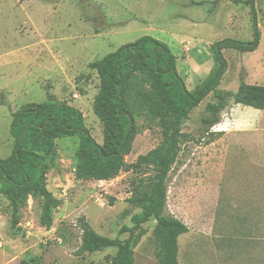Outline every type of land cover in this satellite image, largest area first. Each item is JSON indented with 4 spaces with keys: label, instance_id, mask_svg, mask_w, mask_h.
Returning a JSON list of instances; mask_svg holds the SVG:
<instances>
[{
    "label": "rangeland",
    "instance_id": "rangeland-1",
    "mask_svg": "<svg viewBox=\"0 0 264 264\" xmlns=\"http://www.w3.org/2000/svg\"><path fill=\"white\" fill-rule=\"evenodd\" d=\"M255 9L259 45L252 52L221 50L227 68L218 91L235 92L242 82L264 85V0H255ZM150 27L161 31L154 35ZM144 35L168 45L194 91L218 65L211 45L252 39L253 21L249 6L234 0H0V158L15 146L12 114L51 96L79 109L102 144L103 125L93 110L100 82L91 64ZM142 91L140 75H134L128 101ZM213 101L210 91L182 121L179 153L166 179L167 212L189 229L178 238V264H264V109L231 99L207 128L202 118L210 116L205 106ZM134 120L132 149L124 157L130 166L108 180L76 179L78 136L55 139L46 187L61 204L52 211L50 228L40 224L42 198L31 195L19 228H12L11 208L0 195V264H109L106 257L116 248L80 252L79 218L115 238L141 210L131 199L147 190L153 172L137 160L160 145L164 127L140 108ZM155 224L151 218L142 225L134 264H162Z\"/></svg>",
    "mask_w": 264,
    "mask_h": 264
},
{
    "label": "trees",
    "instance_id": "trees-1",
    "mask_svg": "<svg viewBox=\"0 0 264 264\" xmlns=\"http://www.w3.org/2000/svg\"><path fill=\"white\" fill-rule=\"evenodd\" d=\"M234 1L249 6L253 38H225L212 44L218 65L194 91L187 89V74L178 72L176 58L168 45L150 35L125 43L91 64L100 82L93 110L103 125L102 144L89 133L79 109L52 96L42 103H26L12 114L9 132L15 146L10 156L0 158V195L11 208L12 228H19L20 212L26 206L29 195L42 198L40 224L46 228L52 224V211L61 204V200L46 187V174L47 159L54 152L56 138L70 134L78 136L80 160L75 169L76 179L108 180L122 170H128L130 165L124 157L132 149L134 112L140 108L159 117L164 127L160 145L140 155L137 160L138 164L153 172L147 190L131 199L141 210L131 216L132 225H123L115 238L98 234L84 217L79 218L82 232L79 250L95 252L116 248L113 256L106 257L109 264H134V249L145 233L142 225L154 218V233L162 242V264H178V238L189 229L184 222L167 212L166 179L179 153L182 121L210 91H213L215 101L205 106V112L210 116L202 118V123L207 128L218 121L231 99L239 105L264 109V85L242 82L235 92L216 90L227 68L221 50L231 48L252 52L260 42L255 0ZM137 74L140 75L143 91L130 102L127 98L128 81ZM124 233L128 236L121 239ZM18 264L39 263L34 259H21Z\"/></svg>",
    "mask_w": 264,
    "mask_h": 264
},
{
    "label": "crops",
    "instance_id": "crops-1",
    "mask_svg": "<svg viewBox=\"0 0 264 264\" xmlns=\"http://www.w3.org/2000/svg\"><path fill=\"white\" fill-rule=\"evenodd\" d=\"M150 28H151V27H150ZM151 30H152V33H154V35H155L156 33L159 34V32L161 31L160 29H154V28H151Z\"/></svg>",
    "mask_w": 264,
    "mask_h": 264
}]
</instances>
